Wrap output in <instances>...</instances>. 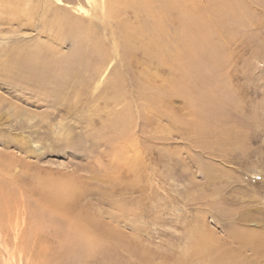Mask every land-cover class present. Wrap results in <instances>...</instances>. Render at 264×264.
Masks as SVG:
<instances>
[{"label":"rangeland","instance_id":"rangeland-1","mask_svg":"<svg viewBox=\"0 0 264 264\" xmlns=\"http://www.w3.org/2000/svg\"><path fill=\"white\" fill-rule=\"evenodd\" d=\"M95 2L28 0L27 6L15 5L28 14L0 16V264H25L38 256L13 253L15 219L24 224L25 248L33 244L34 251H46L39 255L42 262L56 264L69 217L82 226L90 222L89 228L98 229L94 239L115 247L105 255L106 264H264V0H238L232 9L239 20L217 17L230 38L225 62L215 72L216 110L200 120L186 104V87L184 95L128 83L111 89L116 74L130 82L140 69L114 51L110 35L133 25V14L107 26ZM186 2L194 7L210 0ZM54 6L70 17L81 12L105 54L89 51L66 28L60 35L49 29ZM29 48L61 59L67 79L54 66L42 83L26 80L29 71L13 60ZM168 67L175 71L174 61ZM117 91L123 94L116 104ZM126 101L134 116V149L110 152L117 138L110 114L122 111ZM147 105L169 113L141 124L138 110ZM54 186L73 189L76 208L47 212L41 193ZM97 234L90 231L91 237ZM100 255L88 264H99ZM73 258L67 264H76Z\"/></svg>","mask_w":264,"mask_h":264},{"label":"bare ground","instance_id":"bare-ground-1","mask_svg":"<svg viewBox=\"0 0 264 264\" xmlns=\"http://www.w3.org/2000/svg\"><path fill=\"white\" fill-rule=\"evenodd\" d=\"M27 1L28 0H0V16L5 15L9 18V15L21 16L28 14V12H26V7H25L26 13H23L22 10H20L23 4L24 6H27L26 4ZM86 1L89 3H92V1L94 2L97 1L95 3H98L102 11V13H100L99 21L103 22L107 26H109V22L111 19L119 17L121 14H125V13L133 14V20L130 21L131 23H133V25L130 26L128 23H125L124 25L116 28L115 30L112 29L113 31L111 32L110 35H112L114 39V51L121 50L126 56L124 59L125 62L132 64L134 67L137 68L139 67L140 69L139 71H136L135 76L131 78L132 80L131 81L129 80L130 82H128L127 80H123L119 73H118L119 75L116 74L113 80L111 81L110 87L112 90L115 87L121 88L122 86L123 87L125 85L127 86L126 83H128V85H130L132 88L133 87L140 88L146 85H150V86H154L155 87L154 89L156 91L165 88L168 89L167 91L168 93L175 94V93H179L180 90L181 93L184 95V90L186 87L188 89L186 91V98H185L186 104L190 106V110L198 120H200L201 118L205 119V117L209 113H212L213 111L216 110L215 108L216 106H214V101L215 98L218 101L216 96H219L218 95L219 92H215L216 88L214 86V81L218 74V73L216 74L215 72L218 71L221 65L223 64V62H225V58L223 57L222 53L224 51V46L228 44L230 38L229 33H227L228 31L225 28H223L220 25V23H217L218 22L217 17H226L227 19L233 18L235 19V21L239 20V18L241 17L232 9L237 4H239L237 3L238 0H210V3L209 2H206V4L201 3V6H194V7H193L194 5L193 2L189 6L190 8L188 7V5L186 6L187 3L186 0H86ZM51 3L54 5L53 2ZM16 4H22V5L16 7L15 6ZM207 8H210L208 10L209 12L208 15H206ZM30 9L29 11H32L34 8L32 10ZM53 9L55 12L52 13V18H50L49 20L50 23L49 29H51V27L54 28L51 30L54 31L55 34L60 35V33H62L63 30L66 28L68 30L66 31V33L78 34L79 36L78 38L80 40L81 45L85 47L86 46L89 47V51L94 53L105 54L103 47L102 46L100 47V43L98 39L92 36V31H90L89 29L90 24H87L86 26V24L82 22V19L86 20V18L81 17L82 13L80 11H82L83 9L79 11L80 14H78V17L75 15L73 17H70L72 14H70L68 11L65 12L64 9H60L56 6H54ZM244 9L245 8H243V10ZM78 10H79V6L78 8L77 7L75 8V11L78 12ZM83 12H86V10L84 9ZM213 15L214 17H212ZM2 18L4 19V17ZM83 23L85 24V26ZM116 36L120 38V41L116 40ZM48 48L52 49L51 47ZM43 50L45 49L43 48L42 51L41 50L38 51L34 48H29L24 54H22V56L17 57L15 60H13L14 61L13 65H17L20 67V69L22 68L29 71L26 80L30 79V81H32L33 78H35L36 82L42 83V80H44L43 77H46L44 76L45 73L52 71L53 70L52 68H54V66L58 67L57 71L61 75H63L65 79H67L66 76L64 75V70L67 69V68L64 69L63 67L64 62L61 59L58 58L55 59L49 53L47 56L45 54H42ZM97 56L100 57V55ZM84 58H86V56ZM172 61H174L175 71H172L168 67V64H170ZM99 66L97 67L99 68L97 70L100 71L101 67ZM34 69H36L37 71H32ZM168 74H170V77L165 78L166 75ZM31 77H33L32 80ZM50 77L51 76H49L48 78ZM68 80L66 81L68 82ZM60 81H62V79L59 80V82ZM158 82H161L162 84H158ZM38 83H36L37 86ZM209 84L212 86V90H209L206 87V85ZM197 85L199 88L197 90H194L197 87ZM39 86L41 85L39 84ZM191 86L194 89L191 88ZM217 86L218 85L216 84V87ZM45 89L46 88L44 87L43 90ZM122 94L123 92L118 93L117 91V94L114 95L113 101L118 102ZM41 95L43 96V92L41 93ZM143 95L147 97L145 94ZM153 95L154 92H151L150 97H152ZM145 97H143V99H146ZM122 107H124V109L122 108L123 109L122 111H118V112L114 111L110 114V115L113 114V119L112 121L110 120L111 122L109 125L111 126H109V128L112 130V132L113 130H115L116 131L115 133H117V138L114 141L110 142L109 145L110 152H115L116 149H119L120 147L123 149L127 147L130 150L134 149L133 147L134 139H132V134H131V126H133L134 123L133 112L130 103H128L127 101L125 105H123ZM144 108L146 107H143L142 110L140 109V111L138 110L139 114L143 119V122H141V124L144 123L150 125L152 123L153 117H157L161 119L164 116L168 115L169 113V111L167 112L165 108L160 109V112L152 108L150 105H147V110H145ZM138 128H139V124H138ZM140 132H142V130ZM118 156L122 157L121 155ZM41 195L44 197L43 201H46L45 207L47 212L49 213L56 212L57 210L63 213H67L66 211L68 209L76 208V204H77L76 202L79 199V197L76 196L75 192H73V189L71 190L67 187H62V186L51 187L49 191H47L46 193H41ZM67 200H71L72 202L70 201L71 202L70 204L65 203V201ZM77 219H78L77 217L74 218L69 217V219H65V221H67L66 224H68V228L70 232L69 234H64L63 236V243H62L63 245H61L62 247L60 248L61 250L59 252V255L61 257L60 258L57 257L56 264L70 263V258H72L73 256H74L73 259L75 260L76 264H88L89 263L88 261L93 258H96L98 254H101L98 263L106 264L105 255H107L110 250H114L115 247L106 246L100 243V241L102 240L94 239V237L98 236L97 234L98 229L96 228L97 230L95 231L94 229L89 228L90 222L87 224L85 221L81 219L82 222H85L83 227L78 222ZM23 225H19V222L16 219L13 223V228L17 227L18 229V233L16 232L13 236V244H14L13 253H15L17 250L18 252L27 250L30 252L29 255H31L32 257H35L36 256L35 253H37L38 256H36L35 260L36 259L38 260L35 261L33 258H31L29 262L27 261L25 264H30V263L46 264V262H42L43 260L40 258V256L45 257L46 251L42 249H40L39 252L34 251L32 248L34 246L33 244L30 246V249L29 247L28 249L25 248L23 244L24 243L23 238L26 239L27 234L24 236V234L22 233ZM13 228L10 224V229ZM6 231L8 230L6 229ZM90 231L91 234H97V235L91 237ZM100 234H106V233L102 231ZM9 253L11 252L9 251ZM19 258L21 259V256H19ZM145 262H146L145 260L143 261L141 260V264H145ZM113 264H120V262H113Z\"/></svg>","mask_w":264,"mask_h":264}]
</instances>
